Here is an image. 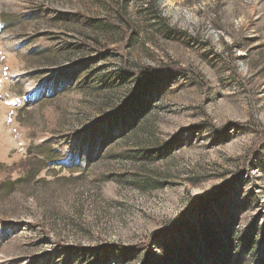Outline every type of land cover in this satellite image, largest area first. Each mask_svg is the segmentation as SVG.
Returning <instances> with one entry per match:
<instances>
[{"label":"rangeland","instance_id":"rangeland-1","mask_svg":"<svg viewBox=\"0 0 264 264\" xmlns=\"http://www.w3.org/2000/svg\"><path fill=\"white\" fill-rule=\"evenodd\" d=\"M185 257L264 264V0H0V264Z\"/></svg>","mask_w":264,"mask_h":264},{"label":"trees","instance_id":"trees-1","mask_svg":"<svg viewBox=\"0 0 264 264\" xmlns=\"http://www.w3.org/2000/svg\"><path fill=\"white\" fill-rule=\"evenodd\" d=\"M137 97V95L135 94L132 98H131V102H130V104H132V99H134V98H136ZM130 104H129V106H130ZM193 209H194V207H193ZM190 210H192L191 208H190ZM190 210H189V212H190ZM185 216V215H184ZM183 215H181L180 217H178L176 220H175V222H174V225H175V228L176 229H180L181 227H182V225H183V222H184V219H182V217H184ZM215 237V236H214ZM196 238H197V235L196 234H194L193 235V237H192V240H196ZM216 238V237H215ZM221 240L219 239L218 240V242L219 243H221L220 242ZM187 246V250L188 251H190V253H189V256H188V258H190L191 257V259H193V260H195V257H196V255H195V252L191 249V245H186ZM104 250H109V248H106V249H104ZM103 250V251H104ZM179 253V252H178ZM183 258V257H182ZM187 257H185L184 258V260H183V263L181 262V263H179V264H186V263H188V261H187V259H188ZM189 260V259H188ZM190 261V260H189ZM159 264V263H158ZM160 264H162V263H160ZM168 264H176V262L175 261H173V262H171V263H168Z\"/></svg>","mask_w":264,"mask_h":264}]
</instances>
